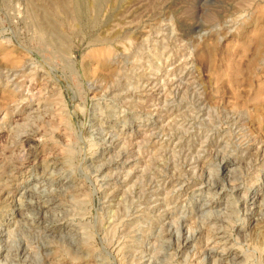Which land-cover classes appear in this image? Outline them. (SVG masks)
Returning a JSON list of instances; mask_svg holds the SVG:
<instances>
[{
  "label": "rangeland",
  "instance_id": "1",
  "mask_svg": "<svg viewBox=\"0 0 264 264\" xmlns=\"http://www.w3.org/2000/svg\"><path fill=\"white\" fill-rule=\"evenodd\" d=\"M0 264H264V0H0Z\"/></svg>",
  "mask_w": 264,
  "mask_h": 264
},
{
  "label": "bare ground",
  "instance_id": "2",
  "mask_svg": "<svg viewBox=\"0 0 264 264\" xmlns=\"http://www.w3.org/2000/svg\"><path fill=\"white\" fill-rule=\"evenodd\" d=\"M129 18V17H128ZM128 18L127 17H125V18H123L121 21L122 22H124V23H128V22H130L129 20H128ZM126 20H128V22H126ZM118 23H120V22H118ZM75 24V23H74ZM118 25V24H117ZM77 26V25H76ZM116 28H118V27H116ZM120 28V27H119ZM122 28V27H121ZM120 30V29H119ZM141 31V30H140ZM115 35V34H114ZM61 46H63V44L62 43H59ZM98 50V49H97ZM108 50H109V48H108ZM95 51V50H94ZM99 51H101V50H99ZM98 52V51H97ZM103 52H104V50H103ZM103 52H101V53H103ZM95 53H96V51H95ZM97 54V53H96ZM104 54H106V53H104ZM108 54V53H107ZM102 56V55H101ZM99 57V56H98ZM101 59V58H100ZM69 61H70V65L72 66V61L69 59ZM32 68H33V66H34V63H32V62H30V64H29ZM26 66V65H25ZM29 69V68H28ZM30 71H31V69H30ZM13 72V71H12ZM37 72H38V70H37ZM217 73V72H216ZM224 73V72H223ZM226 73V72H225ZM224 73V74H225ZM36 74V73H35ZM226 75V74H225ZM13 76H15V74L13 75ZM224 76V75H223ZM228 76V75H227ZM221 77H222V75H221ZM30 84V83H29ZM28 84V85H29ZM33 84V83H32ZM27 88H29V87H27ZM12 90H13V88H12ZM17 93V92H16ZM60 94V93H59ZM25 99V98H24ZM34 137H35V134H34V132H26L25 134H23L22 135V142H29V141H33L34 140ZM38 144V142L37 141H35V145L34 146H32L33 148L34 147H36V145ZM29 145V144H28ZM30 193V192H29ZM46 203H47V205H49V204H51V202L52 201H50V200H47V201H45ZM44 202V203H45ZM252 202H255L254 200L252 201ZM46 205H43V207H45ZM213 206V204L210 202H207V203H204L201 207L202 208H209V207H212ZM16 209H19L18 207L16 208ZM20 209H21V207H20ZM17 213H19V212H17ZM189 241H190V239H188L187 240V243H189ZM187 245V244H186Z\"/></svg>",
  "mask_w": 264,
  "mask_h": 264
}]
</instances>
